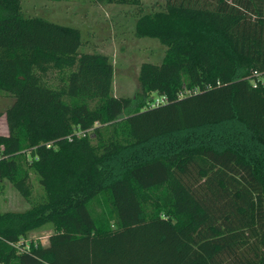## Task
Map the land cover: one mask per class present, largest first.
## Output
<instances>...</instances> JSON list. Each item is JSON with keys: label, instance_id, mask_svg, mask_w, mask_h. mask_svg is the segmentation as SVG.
<instances>
[{"label": "trees", "instance_id": "16d2710c", "mask_svg": "<svg viewBox=\"0 0 264 264\" xmlns=\"http://www.w3.org/2000/svg\"><path fill=\"white\" fill-rule=\"evenodd\" d=\"M104 1L165 47L133 96L79 28L0 0V182L44 192L0 211V264H264V0Z\"/></svg>", "mask_w": 264, "mask_h": 264}, {"label": "rangeland", "instance_id": "374dc122", "mask_svg": "<svg viewBox=\"0 0 264 264\" xmlns=\"http://www.w3.org/2000/svg\"><path fill=\"white\" fill-rule=\"evenodd\" d=\"M164 0H141L144 11L163 3ZM22 13L39 16L60 24L79 28L81 38L88 41L83 50L95 49L110 56L113 64V93L121 96H133L139 89L138 70L142 62L159 64L164 46L155 38L134 35L136 7L106 3L104 0H21ZM46 77L56 83L54 71ZM55 78V79H53ZM57 80V79H56ZM10 102L0 96V106ZM7 132L5 115H0V134ZM31 195L27 200L7 181L0 190V211H22L30 203L44 197L37 177L31 173ZM50 232L45 224L29 232L32 238L46 242Z\"/></svg>", "mask_w": 264, "mask_h": 264}, {"label": "built area", "instance_id": "2783aa9c", "mask_svg": "<svg viewBox=\"0 0 264 264\" xmlns=\"http://www.w3.org/2000/svg\"><path fill=\"white\" fill-rule=\"evenodd\" d=\"M166 101V97L164 95H154V97L149 102V107L157 106L161 103H164ZM1 151V148H0ZM0 158H1V152H0Z\"/></svg>", "mask_w": 264, "mask_h": 264}, {"label": "crops", "instance_id": "0c3cea01", "mask_svg": "<svg viewBox=\"0 0 264 264\" xmlns=\"http://www.w3.org/2000/svg\"><path fill=\"white\" fill-rule=\"evenodd\" d=\"M8 134V129H7V132L5 134H2V135H7Z\"/></svg>", "mask_w": 264, "mask_h": 264}]
</instances>
